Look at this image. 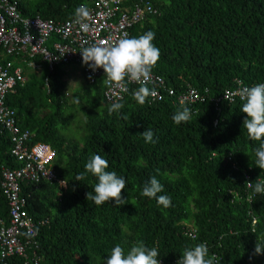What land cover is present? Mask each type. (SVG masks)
I'll use <instances>...</instances> for the list:
<instances>
[{"label":"trees","instance_id":"trees-1","mask_svg":"<svg viewBox=\"0 0 264 264\" xmlns=\"http://www.w3.org/2000/svg\"><path fill=\"white\" fill-rule=\"evenodd\" d=\"M142 1L152 4L153 13H146L129 37L155 33L161 57L152 74L176 95L165 93L160 102L149 97L141 106L132 95L139 87L131 85L119 101L127 119L108 114L103 77L92 82L73 63L84 84L69 93L66 66L49 70L42 64L39 73L0 47V62L24 69L26 83L6 102L18 126L31 132V146L44 143L56 152L57 180L25 183L21 191L29 215L48 222L37 226L33 239L39 264H106L115 245L127 251L140 240L158 249L161 264H177L183 249L202 242L220 264H264V255H254L257 237L264 239V194L246 186V181L264 180V169L250 157L255 158L260 142L250 140L243 128V101H222L219 107L213 101L238 82L246 87L264 82V0H128L125 8ZM89 2L21 0L20 11L26 18L65 21ZM191 89L200 100L181 104L178 96ZM182 106L192 110V118L177 125L172 117ZM147 128L156 143L144 141L141 133ZM12 148L11 136L0 125V219L7 225L3 173L22 166ZM93 154L108 160L107 171L126 179L125 205L87 201L96 177L75 178ZM153 176L164 186L158 195L170 196L171 207L141 196ZM65 179L68 186L61 187ZM8 264L25 260L14 256Z\"/></svg>","mask_w":264,"mask_h":264},{"label":"built area","instance_id":"built-area-1","mask_svg":"<svg viewBox=\"0 0 264 264\" xmlns=\"http://www.w3.org/2000/svg\"><path fill=\"white\" fill-rule=\"evenodd\" d=\"M89 1L87 7L91 13L88 21L90 31L85 33L74 23L75 17L65 21L45 20L39 16L26 18L20 11L21 0H0V47L4 55L21 60L39 73L43 69L42 64H47L49 70H54L57 66L78 63L83 67L87 78L92 77L89 79L92 82L99 77L104 78V98L112 104L122 100L131 85H140L127 80L120 87L107 83L104 70L101 68L92 72L83 64L80 52L84 47L99 41L114 44L125 36L129 37L130 30L145 14L153 13V6L142 1L133 9H128L125 8L128 0ZM37 59L41 61L37 63ZM25 83L26 78L21 67L16 66L13 61L0 62V125L11 136L12 156L22 165L18 169H5L3 173L2 189L10 206V222L7 225L0 219V264H8L9 258L14 256L23 258L25 264L40 263L39 248L35 247L36 242L33 239L37 236V226L46 225L48 222H36L29 215L26 210L27 200L22 197L21 191L25 183L57 180V175L52 170L56 152L44 143L31 146V132L21 130L15 110L6 103L8 96ZM147 86L157 91L156 98L150 97L154 102L162 101L165 93L169 96L176 95L175 90L166 88L162 77L154 74ZM244 87L246 86L238 82L236 88L226 90L221 98L213 100L215 106L219 107L222 101H241L239 93ZM200 98V93L195 89L178 96L181 104L190 105L198 102ZM249 199L248 197V201ZM29 230L31 235H27Z\"/></svg>","mask_w":264,"mask_h":264},{"label":"clouds","instance_id":"clouds-1","mask_svg":"<svg viewBox=\"0 0 264 264\" xmlns=\"http://www.w3.org/2000/svg\"><path fill=\"white\" fill-rule=\"evenodd\" d=\"M74 17V23L79 25L82 32L90 31L88 21L91 19V13L86 5L81 4L77 7ZM154 39L155 33L148 31L138 37L125 36L114 44L99 41L83 48L80 52L82 62L92 72L102 68L106 82L109 84L120 87L125 80L139 84V88L132 95L134 100L142 106L149 97L154 99L157 96V91L147 86L152 80L153 68L161 57L160 49L153 43ZM91 78L90 76L89 79ZM239 96L243 101L241 111L247 114L243 121V128L246 129L250 140L260 142L254 149L255 158L248 155L254 161L255 166L264 169V83L242 88ZM225 98L227 99V97ZM123 107L122 103L114 102L109 106L108 114L116 113L120 118L127 119L126 115H121ZM191 118L192 110L187 106H182L172 117L177 125L182 122L188 123ZM141 135L146 143L157 142L151 128H147ZM108 168L107 159L99 154H93L85 165V171L79 173L75 181L84 180L85 175L90 173L96 177L98 182L92 191L86 194L87 201H92L97 206H101L105 202H114L115 206L125 205L127 199L122 196V191L126 188V179L115 171H107ZM68 183L67 179L59 181L61 187H67ZM246 186L250 189L254 188L256 194H264V180L258 178L254 185L253 182L246 181ZM163 191L164 186L153 176L145 183L140 194L155 199L164 208H169L172 206L171 197L158 195ZM31 234V230H29L27 235ZM193 239L195 238L193 237ZM181 254L177 264H220L216 255L209 254L206 242L186 247ZM254 255H264V239L257 237ZM158 257L159 251L156 247H148L143 240H140L127 251L120 244L115 245L108 255L106 264H161Z\"/></svg>","mask_w":264,"mask_h":264},{"label":"rangeland","instance_id":"rangeland-1","mask_svg":"<svg viewBox=\"0 0 264 264\" xmlns=\"http://www.w3.org/2000/svg\"><path fill=\"white\" fill-rule=\"evenodd\" d=\"M66 71H67V82L69 85V93H71V91L77 90L78 88H80L83 84H84V79H83V75H82V71L80 69V67L78 66H74L73 64H70L68 66L65 67ZM74 127L77 128L79 127L78 124H74ZM74 134H78L77 130H73Z\"/></svg>","mask_w":264,"mask_h":264},{"label":"crops","instance_id":"crops-1","mask_svg":"<svg viewBox=\"0 0 264 264\" xmlns=\"http://www.w3.org/2000/svg\"><path fill=\"white\" fill-rule=\"evenodd\" d=\"M16 66H19V67H21V68L23 69V67H22L21 65H17V64H16ZM23 71H24V69H23Z\"/></svg>","mask_w":264,"mask_h":264}]
</instances>
